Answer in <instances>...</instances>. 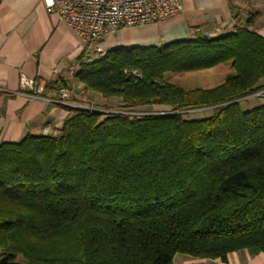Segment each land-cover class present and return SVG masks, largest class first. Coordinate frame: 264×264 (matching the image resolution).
<instances>
[{
  "label": "trees",
  "instance_id": "trees-1",
  "mask_svg": "<svg viewBox=\"0 0 264 264\" xmlns=\"http://www.w3.org/2000/svg\"><path fill=\"white\" fill-rule=\"evenodd\" d=\"M252 21L226 35L79 60L74 79L118 105L67 108L56 133L0 143V264L264 254V103L241 107L264 89V38ZM226 63L234 72L212 89L165 81ZM72 82L59 77L48 89ZM209 107V117L189 119Z\"/></svg>",
  "mask_w": 264,
  "mask_h": 264
},
{
  "label": "crops",
  "instance_id": "crops-1",
  "mask_svg": "<svg viewBox=\"0 0 264 264\" xmlns=\"http://www.w3.org/2000/svg\"><path fill=\"white\" fill-rule=\"evenodd\" d=\"M181 1L184 7L181 15L108 33L100 45L108 50L160 46L193 39L200 34L217 37L235 32L239 25H247L250 18L253 21L249 29L264 38V0ZM91 50L92 47L83 45L77 34L56 14L47 12L43 0H0V143L18 142L27 135H45L47 128L53 131L62 126L69 114L67 107L27 98L23 95L22 78L33 81L36 89H45L47 96L52 92L48 85L59 77L70 79L72 72L79 67V60L91 58ZM233 72L231 65L226 63L184 74L168 73L165 81L184 90H206L222 85ZM73 86L76 92L74 102L84 104L80 101L81 95L97 100L96 93L84 90L76 80ZM99 98L104 101L102 105L110 100L101 95ZM252 98L261 99L246 97L241 100V107ZM253 106L250 104L247 108ZM152 108L156 111L166 109L159 105ZM198 262L264 264V254L251 255L248 250H241L231 253L226 263L220 259H197L182 254L174 258V264Z\"/></svg>",
  "mask_w": 264,
  "mask_h": 264
},
{
  "label": "built area",
  "instance_id": "built-area-1",
  "mask_svg": "<svg viewBox=\"0 0 264 264\" xmlns=\"http://www.w3.org/2000/svg\"><path fill=\"white\" fill-rule=\"evenodd\" d=\"M43 3L48 13L56 14L83 45L92 47L96 53L104 52L100 41L108 33L163 22L184 11L181 0H43ZM21 85L23 95L29 99L71 106L70 89L59 88L46 96L45 89H36L31 80L22 78ZM252 96L264 99V89Z\"/></svg>",
  "mask_w": 264,
  "mask_h": 264
},
{
  "label": "rangeland",
  "instance_id": "rangeland-1",
  "mask_svg": "<svg viewBox=\"0 0 264 264\" xmlns=\"http://www.w3.org/2000/svg\"><path fill=\"white\" fill-rule=\"evenodd\" d=\"M102 47V46H101ZM103 48V47H102ZM92 52H91V58H97V56H99V54H97L96 52H94V49L92 48V50H91ZM70 80H72L73 82L72 83H74V81H75V79H74V72H72V74L70 75ZM74 87V86H73ZM70 88V90L72 91V94H71V97H70V99L69 100H71V106H68V105H63V106H65V107H67V108H78V109H85V110H91V111H101V112H104V109H108V108H110V107H113L112 105H114V104H116V105H114V106H117V102H116V100L115 99H110L109 101L107 100L106 102H105V104H103L102 105V102H104V101H102V99H100L99 98V95L100 94H98V93H96V92H94V93H96L97 94V100H95V98H91V97H88V96H85V95H81L82 97V99L80 100V101H82V103H84V104H81V103H76V102H74V100H76L75 99V89L74 88ZM84 89V88H83ZM89 92H93V91H89ZM102 96V95H101ZM252 96V95H251ZM89 100V101H91V102H86V101H84V100ZM243 100V99H242ZM264 103V99H258V100H256V99H251L250 100V102L248 103V102H245L244 104H243V106H242V109L244 110V111H246V110H248V109H250V108H253V107H257V106H260V105H262ZM250 104H253L254 106L253 107H250V108H247V106H249ZM62 106V105H61ZM213 109V107H209V108H203V109H198V110H192V111H190L191 113H193V114H191V115H189L188 117H189V119H192V120H199V119H204V118H207V117H209L210 116V114H211V112H205V113H199V112H202V111H204L205 109ZM140 111V110H139ZM107 113V112H106ZM47 131L48 132H46V130L44 131V134L45 135H47V134H53V133H56V130H51V129H47ZM196 264H202V263H200V262H198V263H196Z\"/></svg>",
  "mask_w": 264,
  "mask_h": 264
}]
</instances>
